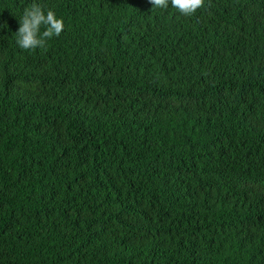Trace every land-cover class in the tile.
I'll list each match as a JSON object with an SVG mask.
<instances>
[{"label":"trees","instance_id":"16d2710c","mask_svg":"<svg viewBox=\"0 0 264 264\" xmlns=\"http://www.w3.org/2000/svg\"><path fill=\"white\" fill-rule=\"evenodd\" d=\"M152 7L0 0V264H264V0Z\"/></svg>","mask_w":264,"mask_h":264},{"label":"clouds","instance_id":"9594fccd","mask_svg":"<svg viewBox=\"0 0 264 264\" xmlns=\"http://www.w3.org/2000/svg\"><path fill=\"white\" fill-rule=\"evenodd\" d=\"M152 8L167 9L169 4L186 17L194 15L205 7V0H149ZM20 26L16 34V43L23 50L46 49L51 38L59 37L65 29L63 18H58L55 11L33 2L23 11L19 19ZM43 28V31H42Z\"/></svg>","mask_w":264,"mask_h":264}]
</instances>
